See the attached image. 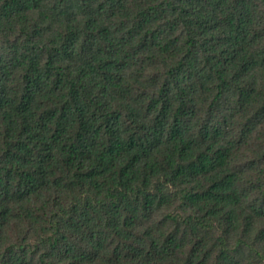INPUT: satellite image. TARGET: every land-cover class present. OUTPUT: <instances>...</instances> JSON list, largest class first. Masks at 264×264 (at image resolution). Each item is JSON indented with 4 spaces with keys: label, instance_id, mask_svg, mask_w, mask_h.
Instances as JSON below:
<instances>
[{
    "label": "trees",
    "instance_id": "obj_1",
    "mask_svg": "<svg viewBox=\"0 0 264 264\" xmlns=\"http://www.w3.org/2000/svg\"><path fill=\"white\" fill-rule=\"evenodd\" d=\"M0 264H264V0H0Z\"/></svg>",
    "mask_w": 264,
    "mask_h": 264
}]
</instances>
